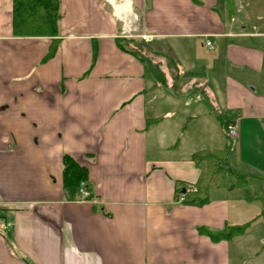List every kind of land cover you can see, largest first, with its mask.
<instances>
[{"label":"crops","instance_id":"obj_1","mask_svg":"<svg viewBox=\"0 0 264 264\" xmlns=\"http://www.w3.org/2000/svg\"><path fill=\"white\" fill-rule=\"evenodd\" d=\"M196 1L59 0L49 38L14 35L0 0V264H264V185L178 201L206 169L192 154L225 147L218 116L238 125L230 167L264 179V0ZM63 156L91 201L66 199Z\"/></svg>","mask_w":264,"mask_h":264},{"label":"trees","instance_id":"obj_2","mask_svg":"<svg viewBox=\"0 0 264 264\" xmlns=\"http://www.w3.org/2000/svg\"><path fill=\"white\" fill-rule=\"evenodd\" d=\"M197 2L196 0H192ZM198 3V2H197ZM12 29L16 36L23 37H49L57 36V22L59 20V0H12ZM128 41L123 39L117 41V47L124 53L141 58L136 51L128 47ZM57 42H52L43 62H46L56 52ZM135 48L136 47H132ZM138 49V48H137ZM95 56V54H94ZM145 61V60H144ZM232 118V117H231ZM230 117L218 116L219 123L224 131L226 144L223 150L199 151L192 154L194 162L205 164V171L194 185L178 183L177 196H183L181 204L185 206L202 207L208 203L209 191L212 187L233 190L254 185L255 182L264 185V179L237 171L230 167L228 160L233 142L228 139L226 127ZM62 178L66 199L74 201L80 200L79 190L81 184L89 191L87 186L86 170L79 166L69 156L62 158ZM188 189H192L188 191ZM91 194V193H90ZM92 196L86 201H91ZM253 199H257L262 204L260 214L255 219L264 221V192L255 193ZM0 218L4 219L1 214ZM254 220L241 226H224L221 230L211 231L200 228L198 233L208 237L212 242L229 241L242 236Z\"/></svg>","mask_w":264,"mask_h":264},{"label":"built area","instance_id":"obj_3","mask_svg":"<svg viewBox=\"0 0 264 264\" xmlns=\"http://www.w3.org/2000/svg\"><path fill=\"white\" fill-rule=\"evenodd\" d=\"M206 46L211 48V44L207 41ZM226 134L229 140L233 142V144H236L235 147H238V139H239V133H238V125L236 120L231 119L226 127ZM192 189H188V191H191ZM91 196L90 192L85 188L83 184L80 186L79 190V201H86V199H89ZM183 200V196L180 195L178 201L181 203ZM11 224L3 219L0 218V231L5 232L8 231Z\"/></svg>","mask_w":264,"mask_h":264},{"label":"rangeland","instance_id":"obj_4","mask_svg":"<svg viewBox=\"0 0 264 264\" xmlns=\"http://www.w3.org/2000/svg\"><path fill=\"white\" fill-rule=\"evenodd\" d=\"M144 39V41L145 40H147L148 38L147 37H143ZM124 41H128L129 43V45H128V47L130 48V49H133L134 51H136L137 52V54L141 57V58H143L144 60H146V59H148L149 61H152V62H155V64H157L156 62H159V60H160V63L161 64H163L164 62L161 60V59H159V58H157V57H154V56H149V53L148 52H146L145 50H143V44H144V42H143V40L141 41V39H138V38H135V37H128L127 39H123ZM210 43V42H209ZM211 44V43H210ZM205 46H206V42H205ZM132 47H136V49L135 48H132ZM207 47V46H206ZM138 48V49H137ZM209 50H212L213 49V47H212V45H211V48H209V47H207ZM159 59V60H158ZM158 69H157V65H155V71H157ZM156 73H158V72H156ZM158 75H159V73H158ZM234 145H236V144H233V146ZM258 183V185L259 184H262V183H259V182H257ZM254 184H256V182L254 183ZM263 185V184H262ZM256 186H257V184H256ZM259 204V203H258Z\"/></svg>","mask_w":264,"mask_h":264}]
</instances>
